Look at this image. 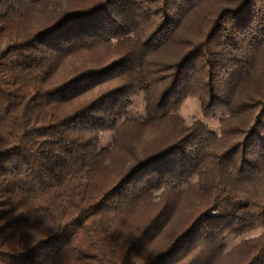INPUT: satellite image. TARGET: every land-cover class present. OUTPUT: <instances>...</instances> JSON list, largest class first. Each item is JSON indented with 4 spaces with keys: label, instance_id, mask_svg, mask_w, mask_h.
<instances>
[{
    "label": "trees",
    "instance_id": "obj_1",
    "mask_svg": "<svg viewBox=\"0 0 264 264\" xmlns=\"http://www.w3.org/2000/svg\"><path fill=\"white\" fill-rule=\"evenodd\" d=\"M190 97L225 111L218 131L186 123ZM259 229L246 264H264V0H0V264H211Z\"/></svg>",
    "mask_w": 264,
    "mask_h": 264
},
{
    "label": "rangeland",
    "instance_id": "obj_2",
    "mask_svg": "<svg viewBox=\"0 0 264 264\" xmlns=\"http://www.w3.org/2000/svg\"><path fill=\"white\" fill-rule=\"evenodd\" d=\"M132 111L136 114L135 111H141L143 109L142 100L140 97L135 98V102L132 105ZM181 115L186 120L187 124H191L195 120H202L207 124L212 131L216 132L219 129V121L226 114L225 111L219 112L217 115L206 118L203 116L200 110L199 102L196 98H188L182 106L180 111ZM167 126L163 123L160 125H152L147 127L143 131H138L137 135L128 141H121L119 144L116 143L114 151L112 152L111 157H121L125 154L124 157L131 156L135 151L142 152V149H147L149 142L163 136L166 132ZM105 141V142H104ZM113 142V136L110 134L104 137L103 143L110 145ZM119 142V141H118ZM116 152V153H115ZM181 199V196L178 197V201ZM185 201H181L184 203ZM188 202V201H187ZM187 202L185 204H187ZM190 201V205H193ZM185 206V205H183ZM187 206V205H186ZM146 212H135L132 217V223L134 227L139 228L144 225L146 216L143 214ZM182 219V217H181ZM182 221V220H179ZM263 230H256L251 233H247L243 236H229L224 241V248H216V252L213 255L211 264H246V260L249 258V244H246V241L253 240L254 238L259 237L262 234Z\"/></svg>",
    "mask_w": 264,
    "mask_h": 264
}]
</instances>
